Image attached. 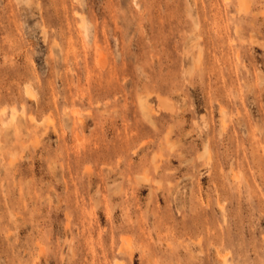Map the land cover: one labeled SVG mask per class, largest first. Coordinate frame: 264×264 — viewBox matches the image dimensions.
Segmentation results:
<instances>
[{"label": "rangeland", "instance_id": "obj_1", "mask_svg": "<svg viewBox=\"0 0 264 264\" xmlns=\"http://www.w3.org/2000/svg\"><path fill=\"white\" fill-rule=\"evenodd\" d=\"M0 264H264V0H0Z\"/></svg>", "mask_w": 264, "mask_h": 264}, {"label": "bare ground", "instance_id": "obj_2", "mask_svg": "<svg viewBox=\"0 0 264 264\" xmlns=\"http://www.w3.org/2000/svg\"><path fill=\"white\" fill-rule=\"evenodd\" d=\"M30 90V89H29ZM27 93V92H26ZM30 96V95H29ZM14 116H15V114H14ZM13 120H14V118H13Z\"/></svg>", "mask_w": 264, "mask_h": 264}]
</instances>
